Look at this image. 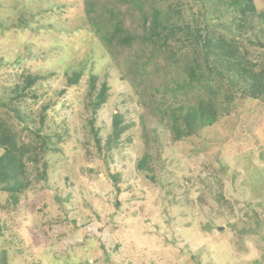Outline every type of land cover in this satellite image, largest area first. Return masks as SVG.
<instances>
[{
    "label": "rangeland",
    "instance_id": "rangeland-1",
    "mask_svg": "<svg viewBox=\"0 0 264 264\" xmlns=\"http://www.w3.org/2000/svg\"><path fill=\"white\" fill-rule=\"evenodd\" d=\"M141 1L142 11L133 0H0V117L26 142L11 107L30 111L35 128L44 114L54 149L45 179L25 160L32 184L16 205L0 192L6 264H264V101L236 97L225 118L175 141L153 109L180 76L162 57L147 63L141 13L180 6L186 16L200 4ZM115 24L133 40L105 47ZM254 24L242 37L251 57L262 51L246 43L262 35ZM23 72L38 77L36 100L33 90L19 101L10 92ZM91 75L109 87L95 117L99 145L88 123ZM115 113L126 130L107 148ZM144 155L146 171L137 167Z\"/></svg>",
    "mask_w": 264,
    "mask_h": 264
},
{
    "label": "trees",
    "instance_id": "trees-1",
    "mask_svg": "<svg viewBox=\"0 0 264 264\" xmlns=\"http://www.w3.org/2000/svg\"><path fill=\"white\" fill-rule=\"evenodd\" d=\"M193 1L200 5L196 9L194 5L189 6L186 16L180 6H168L167 12L151 7L149 13H141V42L152 47L147 63L155 57H162L180 76L179 79H172L171 88L163 87L161 97L154 99L153 109L160 122H165L175 141L199 135L204 128L225 118L236 97L264 101V9H258L255 0ZM133 4L142 11L141 0H133ZM225 17L228 22L220 23ZM254 23L261 25L262 35L246 43L262 51L251 57L242 37L255 29ZM120 31L119 25L115 24L111 32L103 36L104 46L108 47L113 40L125 45L133 40L132 36L118 37ZM137 74L141 77L147 75L143 67ZM81 76L80 71L71 73L66 79L67 84L76 85ZM19 78L22 84L10 89V92L17 93L14 98L18 101L28 97L38 82V77L25 75L24 72ZM108 93L106 81L98 86L97 77H89L86 98L91 118L88 123L97 145L100 139L98 129L94 126L95 117L107 102ZM155 93L159 94L161 90L153 89L152 95ZM30 98L37 99L35 92ZM190 100H193L192 103ZM42 109L45 112L48 106ZM10 110L27 137L26 142L21 141L12 127L0 117V192L6 195L8 202L16 205L19 196L32 184L25 160L34 166V180L45 179L48 163L44 157L54 149L51 135L42 129L47 118L44 114L39 116L40 126L35 128L30 111L22 113L17 107H11ZM111 129L107 148L109 144L117 143L126 130L118 113L112 117ZM59 139L57 135L56 140ZM148 159L144 155L137 163L138 169L149 170ZM2 230L0 224V236ZM0 264H6L4 252L0 255Z\"/></svg>",
    "mask_w": 264,
    "mask_h": 264
}]
</instances>
